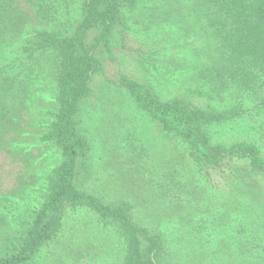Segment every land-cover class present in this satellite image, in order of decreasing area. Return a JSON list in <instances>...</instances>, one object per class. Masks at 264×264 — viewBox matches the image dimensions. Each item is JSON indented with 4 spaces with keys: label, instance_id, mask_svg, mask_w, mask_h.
Wrapping results in <instances>:
<instances>
[{
    "label": "rangeland",
    "instance_id": "obj_1",
    "mask_svg": "<svg viewBox=\"0 0 264 264\" xmlns=\"http://www.w3.org/2000/svg\"><path fill=\"white\" fill-rule=\"evenodd\" d=\"M82 2L0 0L7 23L3 45L18 51L22 40L39 28L70 32ZM122 12L117 43L109 54L97 53L101 70L81 102V127L90 145V174L81 185L104 199L128 200L135 219L161 230L171 254L183 264H264L260 175L243 171L247 177L239 184L241 172L232 176L236 163L199 170L184 145L138 111L119 84L126 75L148 84L162 98L184 97L200 105L226 100L228 93L221 91L222 80L215 75L218 58L215 53L204 55L209 52V31L200 29L189 0H135ZM17 53L25 56L24 50ZM27 60L22 62L26 72H36ZM1 63L0 79H8L9 63ZM206 69L215 80L204 75ZM15 74L12 78L22 77L17 68ZM49 79L43 75L29 80L33 100L21 103L18 123L4 127L0 137L5 141L0 146V198L6 204L0 211V255L26 227L44 173L58 159V149L39 139L46 113L53 108L45 90ZM213 133L226 141L259 136L243 120L214 126ZM13 137L22 142L19 149L7 143ZM260 143L264 146V140ZM122 251L114 228L99 223L85 208L67 209L57 237L26 264H120Z\"/></svg>",
    "mask_w": 264,
    "mask_h": 264
},
{
    "label": "trees",
    "instance_id": "obj_2",
    "mask_svg": "<svg viewBox=\"0 0 264 264\" xmlns=\"http://www.w3.org/2000/svg\"><path fill=\"white\" fill-rule=\"evenodd\" d=\"M189 1L192 13L199 17L200 29L209 31L210 46L208 41L209 49H205L209 52L204 55L215 53L218 58L215 75L222 80L219 86L228 93L227 99L200 105L184 97L162 98L148 84L126 75L120 77L119 84L138 111L156 122L165 136L184 145L199 170L222 169L224 163L231 162L240 164L232 171L233 177L241 172L239 184L246 174L260 175L264 180V146L260 143L264 140V0ZM134 4L135 0H83L70 32L48 28L32 31L18 48L25 51L24 57L3 45L7 23L5 9H0V62L6 60L10 66L6 70L9 78L0 79V137L4 127L18 123L21 103L33 100L29 80L47 75L51 85L45 90L53 108L46 113L48 120L39 139L58 149L57 162L44 173L40 197H35L28 223L24 221L26 227L0 255V264H26L57 237L66 210L77 208L87 209L99 223L114 228L123 242L120 264H183L171 254L161 230L135 219L128 200L104 199L81 185L90 174V145L81 127V102L90 94L94 74L101 70L97 53H110L122 32V8ZM27 58L36 72H26L22 62ZM15 68L22 75L20 79L12 78ZM203 73L212 74L215 80L212 71ZM241 120L249 121L259 136L231 141L214 136V126ZM7 143L16 149L22 144L15 137ZM4 144L0 141V146ZM2 200L0 211L6 206Z\"/></svg>",
    "mask_w": 264,
    "mask_h": 264
}]
</instances>
